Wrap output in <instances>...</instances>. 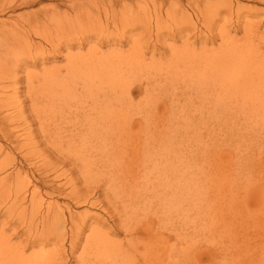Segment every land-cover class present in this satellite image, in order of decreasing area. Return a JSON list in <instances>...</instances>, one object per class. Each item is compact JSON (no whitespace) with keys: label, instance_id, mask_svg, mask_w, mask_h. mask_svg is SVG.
I'll return each mask as SVG.
<instances>
[{"label":"rangeland","instance_id":"obj_1","mask_svg":"<svg viewBox=\"0 0 264 264\" xmlns=\"http://www.w3.org/2000/svg\"><path fill=\"white\" fill-rule=\"evenodd\" d=\"M81 1L84 3L91 2L87 5V9L83 12V15L81 13L75 14V11L70 6H66L67 0H40V2L30 8L22 7L14 13H6V15L2 16L3 19L8 20L10 17L14 19L15 16H22L23 13L30 11L36 14L46 10L53 11L55 4H58L60 11H68L70 9L67 12V18H70L69 21L65 16H62L60 19L54 21L53 24L46 25V28H44L45 25H42V28H36V25H33L34 21L32 19L26 21L25 27L22 30L33 33V44L36 43L39 46L32 45L33 47H29L22 43L12 44L14 52V56L12 57L14 60L26 61L30 55L33 56L30 57L31 59L39 58L41 60H37L36 62L38 63L35 64L28 62L26 68L19 75L21 81L18 83L14 78L0 77V88H2L0 89V97H9L7 100L11 103V106L5 111H0V182L5 179V182L8 181L6 182V185H8L6 189L10 187V189L15 190L17 186H23L21 179L25 177L24 181H33L32 184L30 183L31 190L35 187L36 189L37 187L40 189L41 195L37 196L36 201H39L42 207L46 203H57L61 205L66 215H69V212L79 214L83 213L82 211H89L108 216L105 211L106 204L99 202L93 205L76 203L66 197L65 193L68 191L59 194L50 185L54 182L56 186L65 185L64 187H66V182L70 178H74L76 181L85 178L81 162V159L84 158L78 153L74 157L60 156V153H67L69 151L68 145L76 144L70 140L72 134L79 131V129H76V114H79L80 119L87 113L91 115L96 114H93V111L89 109V105L84 107L82 101H75L69 95L61 93L59 83L53 84L56 88L55 90L49 88L46 84H51L45 78V71L54 66L59 67L56 71L63 68L66 63L64 54L66 55L68 51L87 53L95 46L97 47L96 49L99 48L96 50L94 47L96 51L111 52L110 50L116 47V53L119 54V51L128 50L127 48L131 43L116 46L113 45L114 41H119V39L129 36V33L132 35L137 34L138 39L142 38L139 40L144 46L146 60L144 65L142 64L141 67H138L142 68L141 71L136 70L132 72V77H130L131 79L128 82L130 93L128 94L124 90V87L120 86L111 89V94H108L110 90L106 92L107 95L98 93V97L107 99L109 104L107 102L100 103L97 105L96 110L98 111L99 106L102 105L98 112H109L111 113V118H113V115L122 116L130 114L135 118V123L133 124H136L138 120L143 121L145 125L143 130H146V133L152 132L156 137H164L163 140L170 146L174 156H178L179 160L183 161L184 164L190 162L192 165L190 168L184 169L189 179L182 183L192 185L203 182V185L209 188L206 191L209 192L205 193L208 197L205 194L207 198L203 196L207 203L201 199L202 201L199 202L198 200V204H195L197 200V198L195 200L196 196H186L187 192L181 197L183 201L181 203L178 202L179 204L176 206L165 202L161 206V209H159L160 211H158L159 216L163 215L162 217L157 216L161 219L160 221L158 219V222L156 216L153 214L155 211H152L151 207L147 211H150L147 213V220H156L155 222L161 225V235L163 236L164 234V239L159 243L163 246L161 252L163 251L164 264H235L236 262V264H243L245 261H251V263L247 264H264V169L262 167L254 168L256 161H258L255 153L262 151V156L264 157V111L258 109L259 121L250 115L247 117L246 112L241 110L224 107L213 111L212 108L214 107V100L216 98L221 97L222 102L220 104L227 105L230 104V96L233 103H240L235 98L242 94L228 95L223 92L219 93L218 86L209 85L208 76L212 74L213 68L209 72L203 71L196 75H191L196 66L189 62L186 54L194 53L195 49L185 43V41H189L191 45H194L197 49H201L200 42L209 41L216 36V38H213L207 44L205 50L202 51V56L206 57L208 54L207 58L209 59V54L220 50L222 47L219 35L221 29L226 28L233 34H237V37H241L245 33L243 32L245 29L244 23L248 20L253 22L254 25L259 26L258 30L255 31L256 37L254 36V40H258L260 42H256L264 45V32H262L264 31V0H129L128 3L135 5L131 6V4L127 7L126 16H128V19L120 21L118 20L119 17H117V22L120 23L112 22L113 24L111 23L110 27L108 26L109 28H105L106 16L113 13L110 5L112 0H110L111 2L109 0ZM122 1L125 0H120V2ZM113 2L116 3L114 13H117L116 10H120L123 6L119 1ZM228 3L232 5L231 8L227 7ZM211 4H221L225 12L221 14L223 15L222 17L221 15L218 17L216 22L208 24L207 18H205L207 13L204 12V9L207 6H211ZM156 5L162 8H160L161 13H163V17L165 16V21L163 22L164 28L158 32L156 30L157 26H155L156 21L152 16L150 17L153 20L150 19L149 22L152 21L153 27H148V30L144 26L142 28L138 26L134 27L136 20L132 19V13L136 11L135 9H150L152 12ZM225 7L230 9V11ZM168 8L172 11V16L167 18V12L165 13V11ZM206 12L208 11L206 10ZM182 13L186 15H182ZM188 17L192 18V21L195 23L194 25L191 21H183ZM236 28L237 30H235ZM39 32L46 33H42V37H40L41 33ZM141 32L142 35L139 37L138 35ZM49 38L56 43H67L73 39H77L78 41L86 39L87 42L86 44L84 43L85 45L82 48L76 46L72 50L62 49V56L55 57L51 54L52 46L48 40ZM10 39L11 37L9 36L0 37L2 44L8 42ZM156 44L160 48L158 51L155 50L157 49ZM7 46L11 45L5 44V47ZM131 55L132 57L135 56V54ZM133 59H136V57ZM202 63H204V60ZM200 68V66H197L198 70ZM149 72H155L157 80L154 78L150 79ZM139 74H145L143 76L146 79H144L146 81L144 82L146 89L143 88L141 90L136 87L137 80L141 78ZM134 77H137V79H134ZM30 85L35 87L33 92L29 90ZM108 88L110 87H106L105 90ZM15 90H18L17 94H14ZM126 95L129 96V100L124 103V106H121ZM209 97H214V99L212 100ZM186 99L192 103V118L187 128L180 122L181 116L187 111L179 108L181 104H184ZM89 101L90 104H93L92 98ZM129 106L130 108H128ZM141 115L142 118L139 119ZM135 127L137 125L133 127L134 130L143 133V130L140 131V129H135ZM116 128L117 126H114L112 135L109 134L107 136L112 142L97 144L98 149L95 159L106 157L105 154L112 153L111 156H115L116 160L122 161V157L125 154L122 146L128 145L131 142L144 140L145 134L143 136L133 131H125L126 134L123 135ZM11 129L13 131L12 134L10 133ZM6 133H10L11 135L7 136ZM14 134L19 135L23 139L19 137V141L15 140ZM30 136H32L31 139L34 137L33 139L36 142L32 141L33 139L30 140ZM24 144H27L26 147ZM101 147L110 149L109 153L105 151L101 152ZM90 149V144L86 145L84 153L88 154ZM55 158L61 163L58 173L52 171V168L45 169V166L49 165ZM126 160L129 161L128 157ZM228 163L233 166H240L245 172H250V176L239 177L228 175L229 170L226 172L222 167L223 164ZM149 165L152 168L154 167L150 162L147 166ZM143 169L144 166L141 165V170L140 167H136L135 172L141 175L143 174ZM180 173H182V170ZM58 174H61V180L56 178ZM151 175L150 183L153 181L154 183L157 181L156 184L159 181L162 182L161 178L155 176L156 174L152 173ZM141 178L147 180L149 179V174L147 173L146 177ZM67 186L66 190H69L71 186ZM3 191L1 189L0 211H4L6 215L0 217V232L3 231L6 236H12L13 241L17 242L18 238L14 236L16 228L14 229L13 224L10 223L17 214L14 216L12 214L9 215V207L5 203L7 199L2 197ZM245 192L255 195L249 197L244 194ZM198 195L200 194L198 193ZM29 197L32 198L31 195ZM186 197L191 198L194 202L190 203L192 200L189 201ZM199 197L202 198L201 195ZM234 199H236V207L234 209L228 208V206L231 207V202ZM186 202L192 205L187 203V207ZM177 206H182L183 209L189 208V210L184 209L183 211L182 208V210L178 209L180 207ZM206 211L211 214H206ZM228 212L232 217V220L229 219L230 221L225 216ZM179 213L183 215H179ZM219 213L224 214L223 217L226 220L223 217L218 219L217 214ZM194 217H197V221H195ZM208 217L209 220L207 219ZM201 218L204 220H200ZM183 220L187 221V225ZM161 221L163 222L162 224H160ZM226 221L230 223L226 225ZM90 232V230H87L88 234ZM111 237L114 240L116 239V241L118 240V242H124L128 238L125 232L111 234ZM200 246L211 247L212 250H217V255L224 253L229 258L220 257L212 262H207L206 260L198 262L196 256ZM173 247L174 249L171 250ZM175 249L177 252L179 250V253ZM181 250L183 254L180 252ZM171 251L174 255L172 253L169 255ZM230 254L235 257L230 258L232 256ZM236 254H239V256L236 257ZM240 258L241 260H246L243 262L239 260ZM229 259H232V261L230 262ZM72 264H75V262H72Z\"/></svg>","mask_w":264,"mask_h":264},{"label":"bare ground","instance_id":"obj_2","mask_svg":"<svg viewBox=\"0 0 264 264\" xmlns=\"http://www.w3.org/2000/svg\"><path fill=\"white\" fill-rule=\"evenodd\" d=\"M113 1H119V3L123 6L120 10H116L117 13H114L116 3ZM128 1L129 0L122 2H120V0L110 1L112 3H110V5L113 13L111 12L112 14L106 16L105 28H107L112 22H117V17H119L118 20L120 21L128 19V16H126V9L132 4L128 3ZM38 2H40V0H0V37H11L8 42H4L3 44L2 41H0V77L14 78L18 83L21 81L19 75L21 71L26 68V64H28V62L35 64L38 63L36 62L37 60H41L39 58L31 59L30 57H33L31 55L26 61L17 59L14 60L12 57L14 56V52L12 50V44L14 43H22L29 47H33L32 45L39 46V44H33V33L22 30V28L25 27L26 21H30L32 19V21H34L33 25H36V28L39 29L42 28V25H45L44 28H46V25L53 24L54 21L60 19L62 16L67 18V12L70 9L68 11H60L58 4L53 6V11L43 10L44 12H39V14L30 11L23 13L24 16H15L16 18L14 17V19L10 16L8 20L2 18V16L6 15V13H14L22 7L30 8ZM90 3L91 2L84 3L81 0H67L65 5L70 6L72 10L75 11V14L81 13L83 15V12L87 9V5ZM133 5L135 4H132L131 6ZM227 7L231 8L232 5L228 3ZM160 8L161 7L159 5H156L154 6V10H152V12L150 9H135L136 11L132 13V19L136 20L134 27L138 26L139 28H142V26H144V28L147 29L152 26V21L149 22V20L152 19L150 16H152L156 21V30L158 32L162 30L164 28L163 22L165 21V16L163 17V13H161ZM206 10L208 12H206ZM228 11H230V9H228ZM204 12L207 13L205 18H207L208 24H213L216 22L218 17L225 12V9L221 4H211V6H207L204 9ZM165 13L167 18L172 16V11L169 8L165 11ZM182 15L186 14L182 13ZM222 16L223 15H221V17ZM67 19L68 21L70 20V18ZM183 21H191L193 25L195 24L191 17H188ZM117 23L119 24L120 22ZM244 28L243 32L245 33L242 35L243 37L241 36L242 38L237 37V34H233L226 28L221 29L219 35L221 37L220 44L222 47L220 50H216L212 54H209V59L207 58L208 54L206 57L202 56V51L205 50L207 44L211 42L213 38H216V36L209 41L200 42L201 49H197L194 45H191L189 41H185V43L195 49L194 53H188L186 56L189 62L196 66L191 75H196L203 71L209 72L211 68H213L212 74L208 76L209 85L218 86L219 93L223 92L228 95L242 94L241 96L235 98L237 102L239 101L240 103H233L231 101L232 97L230 96V104L221 105L220 103L222 102V98H216L214 100V107L212 108L213 111L224 107L241 110L246 112L247 117L250 115L255 120L259 121L258 109L264 111V45L258 43L260 41L254 40V36L256 37L255 31L259 28L258 25H254L253 22L246 20ZM235 30H237V28ZM39 33L37 34L39 35ZM42 33L40 34V37H42ZM141 35L142 32L138 36L141 37ZM257 38H259V36H257ZM139 39L137 34L132 35L129 33V36L119 39V41H114L113 45L116 46L128 44L129 42L131 43V45L127 48L128 50H123L124 52L119 51V54L116 53V47V50L112 49L110 50L111 52L96 51L99 48L96 49L97 47L95 46L96 50H94L93 47V49L87 53H75L73 51H68L66 52V55L64 54L66 63L63 68L56 71L59 67L54 66L53 68L45 71V78L49 80L51 84H46L49 88H53V90H55L56 88L53 84L59 83L61 93L69 95V97L75 99V101H82L84 107L89 105V109L93 111V114H96L91 115L87 113L81 119L79 114H76V129H79V131L72 134V138L70 139L72 143L76 144H69V151L67 153H60V156L66 155L71 157H74L78 153L81 157H83L84 159H81V162L85 178L79 179L78 181L74 178H70L66 182V187H64L65 185L56 186L54 185V182L50 185L53 187V190L59 192V194L68 191L65 193L66 197L76 203L93 205L94 203L99 202L101 204H106L105 211L108 216L99 215L89 211H82L83 213L78 212L79 214L69 212V215H66L64 209H62L61 205L57 203H46L42 207L41 203L36 201L38 198L37 196L41 195L40 189L38 187L37 189L36 187L32 190L30 189V183L32 184L33 181L30 182L28 180V182H26L27 180H23L25 178L24 177L21 179L23 186L19 185L15 190H13L10 189V187H7L8 189H6V186H8L6 185V182L8 181L5 182V179L1 178L4 180H1L0 182V195L2 193L1 189H3L4 193L2 194V197L7 199L5 203L9 207V215L12 214L14 216L17 214L16 217H13V221L10 223L13 224L14 229L16 228L14 236H16L18 240L20 239V241L17 240V242H14L12 236H6L3 231L0 232V264H72V262H75V264H164L165 261L163 259V251L161 252V250H163V246L159 244L164 239V234L163 236L161 235V225L157 223L158 219L159 221L161 220L158 217H162L163 215H158V211H160L159 209H161V206H163L165 202H169L172 206L178 205V202L181 203L183 201L181 197L185 194V192H187V194H185L186 196H196L195 200L196 198L197 200L195 204H198V200L199 202L202 200L205 201L204 197L209 192H206L209 188L204 186L203 182L192 185L182 183L183 181L189 179V176L184 172V169L190 168L192 165L190 162L184 164L183 161L179 160L178 156H174L170 146H168L163 140L164 137H156L152 132L146 133V130H143L145 128L144 122L138 120L136 121V124H133L135 123V118H133L130 114L122 116L113 115V118H111L112 116L109 112H98L102 105L99 106L98 111L96 110L97 105L100 103L102 104L103 102H107V104H109L107 99L99 98L98 93L107 95L106 92L110 90L108 94H111V89L118 86L124 87V90L128 92V94L130 93V86L128 85V82L131 79L130 77H132V72L136 70L141 71L142 68L138 67H141L142 64L144 65L146 60L144 46ZM48 40L52 46L51 54L55 57L62 56V49L72 50L76 46L82 48L87 42L86 39L83 41L73 39L67 43H56L54 40H51V38ZM90 40L92 39L90 38ZM5 44L11 46L5 47ZM153 44L155 43L153 42ZM156 46L157 49L155 50L158 51L160 48H158V44H156ZM131 54H135L134 57H136V59H133L134 57H132ZM203 60L204 63H202ZM197 66H200L201 68L198 70ZM143 75L145 76V74H142L141 78H139V81L137 80L136 83V87L141 90H143V88L146 89V86L144 85L146 79ZM149 76L150 79L154 78L157 80L155 72H149ZM134 79H137V77H134ZM147 81L150 82L148 79ZM108 86L110 88L105 90ZM11 87L13 88L12 84ZM34 89L35 87L33 85L29 86L30 92H33ZM17 91L15 90L14 94H17ZM8 98L9 97H0V111H5L11 106V103L7 100ZM91 98L93 99V104H90L89 99ZM209 98L212 100L214 99V97ZM128 100L129 96L126 95L121 106H124V103L128 102ZM128 108H130V106ZM179 108L187 111L181 116L180 121L183 126L187 128L191 123L192 103L186 99L184 104H181ZM141 118L142 115L139 119ZM136 125L137 127H135V129H140V131L143 130V133L133 129ZM114 126H117L116 129H119L123 135L126 134L125 131H133L143 136L145 134L144 140L131 142L128 145L122 146V150L125 153L122 157V161L116 160L115 156H111L112 153L105 154L106 157L95 159L98 149L97 144L112 142L109 138H107V136L109 134L112 135ZM10 131L12 134V129ZM10 133H6L7 136H10ZM253 135H255V133H253ZM14 136L15 140H20L19 135L14 134ZM31 137L32 136L29 138L30 140L34 138L33 137L31 139ZM32 141H34V139ZM28 142L26 143L28 144ZM89 144L91 149L90 152L86 154L84 153V148ZM104 151L109 153L110 149L102 148L101 152ZM256 156L258 161H256L254 168L262 167L264 169V157L262 156V151L255 153V157ZM127 157L129 161L126 160ZM253 159L255 158L253 157ZM149 162L152 163L154 166L153 168L150 166L151 164L147 166ZM60 164V161L55 158V160L51 161L49 165L45 164L46 166H44L45 169L52 168V171L58 173ZM141 165L144 166L143 174L138 175L137 172H135L136 167H140L141 170ZM222 167L226 172L229 170L228 175L230 176H250V172H245L240 166L237 167L228 163L223 164ZM181 170L182 173H180ZM147 173L149 174V179L144 180V178H141L146 177ZM152 173L156 174L155 176L158 178H161L160 180H162V182L159 181L158 184H156L157 181L155 180V183L154 181L150 183ZM60 176L61 174H58V176L56 175V178L60 179ZM7 180L9 179L7 178ZM67 185L71 186L69 190H66L68 187ZM164 188L166 189V193ZM198 193L202 198L199 197L200 195H198ZM244 194L249 197L255 195L250 192H245ZM30 195L32 198L29 197ZM206 196L208 197V195ZM187 198L188 197H186V199ZM188 199L189 201L192 200L191 198ZM192 202H194V200L190 203ZM187 203L189 202H186V205ZM190 203L189 205H192ZM150 207L152 211H155L153 214L156 216L157 222H155L156 220L154 221V219H151L153 221L150 219L147 220V213L150 212L147 211L150 210ZM177 207H180L178 209L182 208V206ZM234 207H236V199L232 200L231 207L228 206L230 209H234ZM184 209H187V211L189 210V208ZM207 211L209 210L207 209ZM207 211L206 214L210 215L211 213H207ZM222 213L217 214L218 219H221L224 216ZM181 214L179 213V215ZM228 214L229 212L227 215ZM4 215H6L5 212L0 211V217ZM227 215L225 214L226 218H228V220H232L230 214L228 216ZM196 218L197 217H194L195 221H197ZM207 219L209 220V217ZM210 219H212V217H210ZM223 219L225 218L223 217ZM185 220H183V222ZM200 220L204 219L201 218ZM229 221H226L225 224L228 225L230 223ZM186 222L187 221H185V224L187 225ZM162 223L163 222L161 221L160 224ZM87 230L91 231L90 234H88L89 232L87 233ZM120 232H125L128 236L127 240L124 242H118V240L116 241V239L114 240L111 237V234ZM80 249L81 252L79 253ZM172 249H174V247L171 248V250ZM180 252L182 253L183 251L181 250ZM171 253L172 251L169 255H171ZM177 253H179V250ZM172 254L174 255V253ZM220 255H217V250H212L211 247L200 246L196 260L198 262H202L204 260L212 262L220 257L229 258L224 253H222L221 256ZM237 256H239V254H236V257ZM231 257L235 256L232 255L230 258ZM239 260H241V258ZM245 260L241 261L244 262ZM231 261L232 259L230 262ZM247 263H251V261H245L243 264Z\"/></svg>","mask_w":264,"mask_h":264}]
</instances>
